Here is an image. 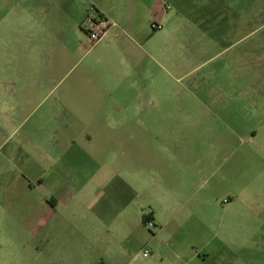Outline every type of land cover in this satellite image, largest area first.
<instances>
[{"label":"rangeland","instance_id":"374dc122","mask_svg":"<svg viewBox=\"0 0 264 264\" xmlns=\"http://www.w3.org/2000/svg\"><path fill=\"white\" fill-rule=\"evenodd\" d=\"M4 184L0 264H264V0H0Z\"/></svg>","mask_w":264,"mask_h":264},{"label":"crops","instance_id":"0c3cea01","mask_svg":"<svg viewBox=\"0 0 264 264\" xmlns=\"http://www.w3.org/2000/svg\"><path fill=\"white\" fill-rule=\"evenodd\" d=\"M129 6H131V4H128ZM151 38L148 37L146 35V37L141 38V41L143 43V45ZM143 45L140 43H137V46L139 48H143ZM43 161L46 160L45 155H43ZM70 163H67L66 167H62L59 164V168L57 169H43L41 173H39L37 175V179L38 183H37V187H39L42 190V196L41 197H34L32 203L35 204H39V203H45L46 201H49L50 198H53L54 201L57 202H61L64 198V196L67 194V192L71 191V185H69V183H67V178L72 174L71 172H75L73 167L68 165ZM23 176H25L26 178H28L25 174L26 173H22ZM34 183L32 181H27V186L26 188H28L29 190H34L33 189ZM0 187H3L4 193H6V187L7 185H0ZM13 187V186H10ZM17 187V186H15ZM14 191V188H13ZM5 194L2 195V197H4ZM7 202L6 197L2 198L0 200V210L4 213H6V208H5V203Z\"/></svg>","mask_w":264,"mask_h":264},{"label":"built area","instance_id":"2783aa9c","mask_svg":"<svg viewBox=\"0 0 264 264\" xmlns=\"http://www.w3.org/2000/svg\"><path fill=\"white\" fill-rule=\"evenodd\" d=\"M152 28L153 29H156V30H159V29L162 28V26H160V25H153ZM99 36L100 35H99V33L96 32V29L90 30V37L92 39H98ZM149 255H150L149 252L147 250H145L144 253H143V256L144 257H148Z\"/></svg>","mask_w":264,"mask_h":264},{"label":"trees","instance_id":"16d2710c","mask_svg":"<svg viewBox=\"0 0 264 264\" xmlns=\"http://www.w3.org/2000/svg\"><path fill=\"white\" fill-rule=\"evenodd\" d=\"M154 30H156V29H154Z\"/></svg>","mask_w":264,"mask_h":264}]
</instances>
